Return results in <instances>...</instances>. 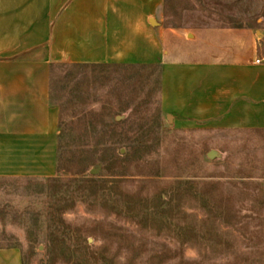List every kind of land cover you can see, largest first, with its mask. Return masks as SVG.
<instances>
[{
	"label": "rangeland",
	"instance_id": "374dc122",
	"mask_svg": "<svg viewBox=\"0 0 264 264\" xmlns=\"http://www.w3.org/2000/svg\"><path fill=\"white\" fill-rule=\"evenodd\" d=\"M164 10L174 26L264 20V0ZM51 89L57 173L0 178V248L23 264H264V131L175 127L154 66L59 64Z\"/></svg>",
	"mask_w": 264,
	"mask_h": 264
},
{
	"label": "crops",
	"instance_id": "0c3cea01",
	"mask_svg": "<svg viewBox=\"0 0 264 264\" xmlns=\"http://www.w3.org/2000/svg\"><path fill=\"white\" fill-rule=\"evenodd\" d=\"M165 0H0V178L57 173L59 64L154 66L181 129L264 131V20L174 26ZM0 264H23L0 248Z\"/></svg>",
	"mask_w": 264,
	"mask_h": 264
},
{
	"label": "water",
	"instance_id": "95a60500",
	"mask_svg": "<svg viewBox=\"0 0 264 264\" xmlns=\"http://www.w3.org/2000/svg\"><path fill=\"white\" fill-rule=\"evenodd\" d=\"M217 155H218V153H217L215 150H210V151L207 153V156H208L209 158H215Z\"/></svg>",
	"mask_w": 264,
	"mask_h": 264
}]
</instances>
